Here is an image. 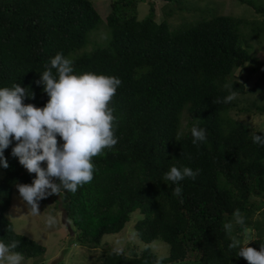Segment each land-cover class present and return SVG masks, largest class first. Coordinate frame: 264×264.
<instances>
[{
	"label": "trees",
	"instance_id": "16d2710c",
	"mask_svg": "<svg viewBox=\"0 0 264 264\" xmlns=\"http://www.w3.org/2000/svg\"><path fill=\"white\" fill-rule=\"evenodd\" d=\"M240 1L264 14L263 3ZM110 6L104 40L94 43L91 36L104 21L94 0H0V87L29 88L35 95L24 103L42 107L49 99L37 81L57 53L73 60L77 73L122 81L111 102L118 143L94 158L92 182L39 204L52 199L55 210L66 209L73 241L90 249L97 250L104 235L121 232L138 211L137 239L170 246L163 264H248L228 245L233 237L243 243L250 228L258 238L249 246L259 250L264 243V146L252 141L264 130L230 112L249 91L235 71H255L262 62L249 52V38L264 36V18L210 13L178 27L158 21L154 4L143 19L137 0H111ZM243 27H251L249 36ZM226 84L236 98L214 103L228 95ZM194 124L207 135L198 145L192 143ZM15 143L4 151L9 167L0 166V240H20L16 252L39 258L47 247L18 233L7 214L16 184L35 177L12 155ZM171 166L199 169L195 179L179 182L182 197L172 194L177 185L164 180ZM237 209L246 218L242 226L233 217ZM225 223L233 224L231 234ZM102 253L93 264H152L158 256L149 248Z\"/></svg>",
	"mask_w": 264,
	"mask_h": 264
},
{
	"label": "clouds",
	"instance_id": "9594fccd",
	"mask_svg": "<svg viewBox=\"0 0 264 264\" xmlns=\"http://www.w3.org/2000/svg\"><path fill=\"white\" fill-rule=\"evenodd\" d=\"M149 4L155 6L153 0ZM37 84L43 85V92L49 98L42 107L24 103L25 98H34L35 94L19 83L0 87V166L9 167L4 151L15 140L12 155L29 174H35L31 183L16 184L21 201L33 214L40 213L39 202L48 196L60 195L62 190L75 193L92 182L96 171L94 158L118 143L117 118L111 102L122 81L103 73H77L73 60L57 53L40 73ZM232 87L226 84L228 95L214 103H231L237 96ZM191 135L194 145L207 139L206 130L195 124ZM252 141L264 146V135L253 134ZM198 174L199 169L171 166L164 173V180L177 185L172 194L182 197L179 182L186 177L195 179ZM233 217L237 225L245 224L246 218L239 209ZM46 223L55 226L57 219L50 214ZM224 228L231 234L233 224L225 223ZM250 241L242 244L233 237L228 247L248 264H264V243L257 250L249 246ZM20 243V240L10 243L0 240V264H23L24 256L15 251ZM112 254L123 255V247H114ZM165 259L166 256L159 255L152 264H163Z\"/></svg>",
	"mask_w": 264,
	"mask_h": 264
},
{
	"label": "rangeland",
	"instance_id": "374dc122",
	"mask_svg": "<svg viewBox=\"0 0 264 264\" xmlns=\"http://www.w3.org/2000/svg\"><path fill=\"white\" fill-rule=\"evenodd\" d=\"M149 1L151 0H140L138 6V17L140 19L149 15ZM153 1L156 7V19L158 21L165 19L172 26L178 25V27L195 22L210 13L241 16L252 21H261L264 18L263 13L249 7L240 0H178L179 3L169 0V2L165 0ZM255 1L264 5V0ZM94 3L104 20L100 28L91 36V41L96 43L103 41L106 35L105 25L103 24L106 23V17L111 9V0H94ZM251 30V27H243V33L246 36L250 35ZM249 45L251 46L249 52L252 55L255 54V57L262 62L255 64L257 67L255 71L251 70L249 72L247 69H237L235 71L236 77L240 76L242 80H245L249 91L238 96L240 107L232 110L230 115L236 120L248 123L251 128L264 130V65L262 64L264 62V36L249 38ZM256 107L260 109L257 110ZM245 108L248 111L244 110ZM186 122L187 120L184 119V124ZM42 166H46V164H42ZM0 172L3 175L4 171L1 168ZM55 205L58 206L55 201L49 199L39 204V214H33L21 201L18 189L15 186L12 204L7 213L8 217L13 221L15 230L18 233L25 234L47 247L45 255L39 258H24L23 264H35L36 261L43 264H93L94 258L105 249L111 250L117 246L123 247V249L134 248L137 252L149 248L158 256L168 257L170 254L169 244L161 239L149 244L137 239L134 225L140 218L138 211L132 214L131 220L121 232L104 235L102 244L96 248L97 250L82 246L73 241L72 236H75V231L71 236L70 231L62 222V212L55 210ZM59 207L62 209L61 204ZM50 214L57 219V224L51 227L46 223ZM245 234L246 237L242 244L258 238L254 228L247 229Z\"/></svg>",
	"mask_w": 264,
	"mask_h": 264
},
{
	"label": "water",
	"instance_id": "95a60500",
	"mask_svg": "<svg viewBox=\"0 0 264 264\" xmlns=\"http://www.w3.org/2000/svg\"><path fill=\"white\" fill-rule=\"evenodd\" d=\"M62 222L65 225V227L68 228V230L70 231L71 235H73L74 234V230H73L72 224H71V222H70V220L68 218V212H67L66 209L62 210Z\"/></svg>",
	"mask_w": 264,
	"mask_h": 264
}]
</instances>
